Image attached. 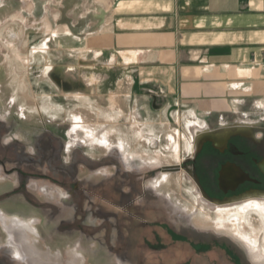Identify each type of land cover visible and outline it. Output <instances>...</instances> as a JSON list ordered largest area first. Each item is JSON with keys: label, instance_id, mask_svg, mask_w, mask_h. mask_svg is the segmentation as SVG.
<instances>
[{"label": "rangeland", "instance_id": "rangeland-1", "mask_svg": "<svg viewBox=\"0 0 264 264\" xmlns=\"http://www.w3.org/2000/svg\"><path fill=\"white\" fill-rule=\"evenodd\" d=\"M6 1L0 0V264H264V207L250 199L215 212L180 166L208 118L264 126V96L232 91L236 102L228 95L212 107L141 94L114 51L59 48L64 40L47 35L43 22L44 6L54 0H34L25 17L23 0H10L11 8ZM63 5L69 22L71 2ZM10 12L14 22L6 19ZM75 122L83 127L73 145Z\"/></svg>", "mask_w": 264, "mask_h": 264}, {"label": "crops", "instance_id": "crops-1", "mask_svg": "<svg viewBox=\"0 0 264 264\" xmlns=\"http://www.w3.org/2000/svg\"><path fill=\"white\" fill-rule=\"evenodd\" d=\"M23 2L21 16L31 15L34 0L29 10ZM43 14L47 35L64 40L61 50L114 51L141 94L196 106L228 95L236 102L232 91L264 96V0H54Z\"/></svg>", "mask_w": 264, "mask_h": 264}, {"label": "flooded vegetation", "instance_id": "flooded-vegetation-1", "mask_svg": "<svg viewBox=\"0 0 264 264\" xmlns=\"http://www.w3.org/2000/svg\"><path fill=\"white\" fill-rule=\"evenodd\" d=\"M205 123L194 139L191 156L180 165L198 193L207 205H216L215 212L250 199L248 203L264 207L263 122L222 116ZM193 215L199 221L198 212Z\"/></svg>", "mask_w": 264, "mask_h": 264}, {"label": "bare ground", "instance_id": "bare-ground-1", "mask_svg": "<svg viewBox=\"0 0 264 264\" xmlns=\"http://www.w3.org/2000/svg\"><path fill=\"white\" fill-rule=\"evenodd\" d=\"M78 124L79 123L75 122L74 127L72 128V130L69 133L71 136V138H70L71 142L70 143L73 145H75L77 142L81 141V139H80L81 137L79 135V132L82 130L83 126L81 124H80L81 126H78ZM198 145H199V143H198ZM0 218L3 219L4 217L2 215H0ZM12 223H13V225H16L17 227H19L22 231L27 230L28 232H31V233L35 232L34 229L28 223H24L23 221L14 220ZM9 231H10V233H11L10 235L12 237L11 242L17 244L18 240L16 239V235H14V233L12 234L11 230H9Z\"/></svg>", "mask_w": 264, "mask_h": 264}]
</instances>
